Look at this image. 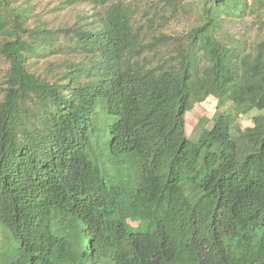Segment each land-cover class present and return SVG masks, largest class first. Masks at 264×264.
<instances>
[{"label":"trees","instance_id":"16d2710c","mask_svg":"<svg viewBox=\"0 0 264 264\" xmlns=\"http://www.w3.org/2000/svg\"><path fill=\"white\" fill-rule=\"evenodd\" d=\"M39 1L0 0V264H264V113L239 122L264 109V0H167L192 23L156 33L162 8L149 39L132 2Z\"/></svg>","mask_w":264,"mask_h":264},{"label":"rangeland","instance_id":"374dc122","mask_svg":"<svg viewBox=\"0 0 264 264\" xmlns=\"http://www.w3.org/2000/svg\"><path fill=\"white\" fill-rule=\"evenodd\" d=\"M124 2H132L135 6V15L133 19L134 24H143L147 27L146 38L149 39L156 30L157 32H163L167 36H180L185 34L188 27L192 23V14L188 11L183 10L179 7V4H172L167 0H122ZM59 4V0H40L35 6V15L32 18L34 21L36 18H41L46 16L54 22H76L80 17H87L89 21H92L90 15L94 14L93 4L89 1H81L75 3L72 6H65L61 10H52L53 7ZM101 8V7H100ZM164 9L165 18L162 20L156 19L154 24L156 29L153 30L154 26L148 27L147 19L148 17L160 13L161 9ZM235 31L238 33L236 35L241 36L242 39L250 41L254 35V28L251 27L248 18L241 24L236 26ZM229 28V27H228ZM153 57V58H152ZM148 60L157 58L156 55L149 53L147 54ZM43 62L39 63L42 64ZM6 61L0 57V97L1 89L3 88L4 75L7 70ZM216 109V99L212 96H208L202 102H195L190 110L185 113V133L187 136L193 135V128L200 117L211 118ZM264 113V109L261 111L251 110L249 113L241 115L239 122L242 127H246L252 124V117L256 114ZM132 225H136L135 222H130ZM1 225V223H0ZM6 233L4 229L0 226V243L4 240Z\"/></svg>","mask_w":264,"mask_h":264}]
</instances>
